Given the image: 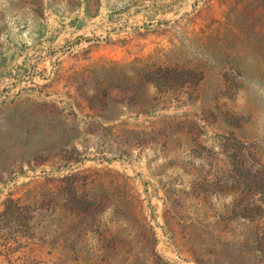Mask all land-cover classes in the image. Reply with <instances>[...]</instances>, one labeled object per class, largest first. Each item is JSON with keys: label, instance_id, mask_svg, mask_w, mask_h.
Here are the masks:
<instances>
[{"label": "rangeland", "instance_id": "374dc122", "mask_svg": "<svg viewBox=\"0 0 264 264\" xmlns=\"http://www.w3.org/2000/svg\"><path fill=\"white\" fill-rule=\"evenodd\" d=\"M0 264H264V0H0Z\"/></svg>", "mask_w": 264, "mask_h": 264}, {"label": "trees", "instance_id": "16d2710c", "mask_svg": "<svg viewBox=\"0 0 264 264\" xmlns=\"http://www.w3.org/2000/svg\"><path fill=\"white\" fill-rule=\"evenodd\" d=\"M10 202H13V201H10ZM13 203H15V202H13ZM16 204V203H15Z\"/></svg>", "mask_w": 264, "mask_h": 264}]
</instances>
